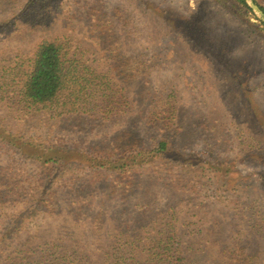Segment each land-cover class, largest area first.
<instances>
[{
	"label": "rangeland",
	"instance_id": "374dc122",
	"mask_svg": "<svg viewBox=\"0 0 264 264\" xmlns=\"http://www.w3.org/2000/svg\"><path fill=\"white\" fill-rule=\"evenodd\" d=\"M46 39L83 53L118 109L20 102ZM133 145L150 152L117 161ZM167 225L174 264H264V25L233 0H0V264H110L126 226Z\"/></svg>",
	"mask_w": 264,
	"mask_h": 264
},
{
	"label": "trees",
	"instance_id": "16d2710c",
	"mask_svg": "<svg viewBox=\"0 0 264 264\" xmlns=\"http://www.w3.org/2000/svg\"><path fill=\"white\" fill-rule=\"evenodd\" d=\"M233 1L247 8L243 0ZM258 6L264 12V8ZM82 54L79 55L76 49L71 51L70 47L59 39L42 40L28 59L27 69L20 73L16 81L15 96L26 106L35 108L60 102L61 109L68 112H79L88 108L104 112L118 109V107L114 108L112 101L110 80L104 74L94 73L92 64ZM163 106V112L170 115L164 119L174 122L176 115L171 96L170 98L169 95L166 96ZM10 142H13L12 139ZM169 145L170 139L163 136L152 151L163 152ZM135 152H150V150L133 145L120 152L117 161ZM56 161L65 160L51 156L42 160L45 165H52ZM124 166L122 164L119 170H123ZM167 226L169 227L164 229L155 228L157 236L145 238H141L134 228L126 226L125 230L118 232V235L123 237L125 245L119 248V255L110 264H174L177 257L179 261L184 248L176 243L175 230L170 225ZM146 240L147 243L144 242ZM149 242L154 245H148ZM114 244L116 245L115 242ZM132 245L139 246L140 250L134 251ZM47 261L48 264H55L52 260Z\"/></svg>",
	"mask_w": 264,
	"mask_h": 264
},
{
	"label": "water",
	"instance_id": "95a60500",
	"mask_svg": "<svg viewBox=\"0 0 264 264\" xmlns=\"http://www.w3.org/2000/svg\"><path fill=\"white\" fill-rule=\"evenodd\" d=\"M245 4L251 9L259 22L264 25V12L253 0H243Z\"/></svg>",
	"mask_w": 264,
	"mask_h": 264
}]
</instances>
